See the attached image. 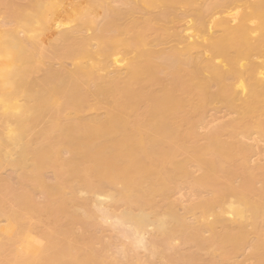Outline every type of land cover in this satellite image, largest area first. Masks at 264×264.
<instances>
[{
    "label": "bare ground",
    "instance_id": "bare-ground-1",
    "mask_svg": "<svg viewBox=\"0 0 264 264\" xmlns=\"http://www.w3.org/2000/svg\"><path fill=\"white\" fill-rule=\"evenodd\" d=\"M0 14V264H264V0Z\"/></svg>",
    "mask_w": 264,
    "mask_h": 264
},
{
    "label": "rangeland",
    "instance_id": "rangeland-1",
    "mask_svg": "<svg viewBox=\"0 0 264 264\" xmlns=\"http://www.w3.org/2000/svg\"><path fill=\"white\" fill-rule=\"evenodd\" d=\"M1 9L3 10V8H1ZM1 15H2V14H0V16H1ZM0 18H1V17H0ZM67 21H68V20H67ZM67 21L65 20L64 22H67ZM68 22H69V21H68ZM46 65H48V63H47ZM53 65H54V64H53ZM55 66H57V64H56ZM55 66H54V67H55ZM98 113H99L98 115H100V113H101L102 115H104V112H103V111H102V112L100 111V112H98ZM213 113H214V112H212V114H213ZM212 114H211V112H209V115H210L211 117H214V116H215V117H216V116L219 117V116H220V118H222L221 116L223 115V114H222V111H221V112H217V115H214V114H213L214 116H212ZM215 114H216V113H215ZM209 115H207V114L205 115V117L207 116V119L204 117L205 122H208V121H209V119H210ZM100 116H101V115H100ZM230 116H231V115H230ZM208 117H209V118H208ZM211 119H212V118H211ZM206 120H207V121H206ZM221 120H223V118H222ZM224 120H225V119H224ZM208 123H209V122H208ZM204 125H205V124H204ZM204 125H203V127H204ZM200 128H201V127H200ZM203 129H204V128H203ZM203 131H206V129H204ZM203 131H202V129L199 130V132H201V133H203ZM254 136H256V135H254ZM253 138H256L257 141L260 140V139L257 138V136H256V137H253ZM259 142H260V143H259L260 146L264 143V141H263V142H262V141H259ZM261 142H262V143H261ZM263 145H264V144H263ZM260 146H259V147H260ZM260 149H264V146H261ZM252 158H253V159H252ZM258 158H259V156H257V157H255V156H254V157L251 156V158H250L251 163H253V164H255V163H257V162H258V163H262V161H263L262 158H261V157H260L259 159H258ZM256 159H257V160H256ZM252 160H253L254 162H253ZM4 171H7V172H4ZM4 171H3L4 173H1L0 175H3V176H4V175H8V174H9L8 176H9V177L11 176L12 173H10V172H11L10 170H9L10 172H8V169H7V170H4ZM194 174L197 175V174H198V171H195ZM3 176H0V178L3 177ZM13 176H14V174H13ZM13 176H11V179H13ZM3 178H4V177H3ZM5 178H6V177H5ZM14 178H15V177H14ZM13 180H14V183H15V182H16V181H15L16 178L13 179ZM11 181H12V180H11ZM12 182H13V181H12ZM181 188H182V189H181ZM178 193H180V195H179ZM175 194H176V195H175ZM189 194H190V195H189ZM186 195H187L188 197H187ZM192 195H193V193H191L190 190H189L186 186H181V187L179 188V190L176 191V192L173 194L172 199H174V200H180V199H181V200H183L184 203L186 204V203L188 202L187 198H189V196L191 197ZM180 196L183 197V198H181ZM174 197H175V198H174ZM179 197H180V198H179ZM5 223H6V222H5L4 220H0V227H1V226H4L3 224H5ZM112 229H113V228H112ZM113 230H114V229H113ZM108 231H110V230H108ZM115 231H116V230H115ZM113 232H114V231H113ZM109 233H111V231H110ZM109 233L106 231V234H107V235H109ZM115 233H117V235L119 236L118 232H115ZM112 234H113V235L110 234L109 238H111V239L114 238L115 240H116V239L118 240L116 234H115V235H114V233H112ZM107 235H106V236L104 235V238H105V239L107 238ZM112 236H113V237H112ZM114 236H116V237H114ZM109 240H110V239H109ZM109 240L106 239V241H109ZM120 240H122V239H120ZM122 241L125 242L124 239H123ZM126 242H127V241H126ZM112 249H113V248H112ZM113 250L115 251V249H113ZM113 250H112V251H113ZM139 253H141V251H140ZM245 253L248 254V252H245ZM240 258H241V257H240ZM173 264H175V263H173Z\"/></svg>",
    "mask_w": 264,
    "mask_h": 264
}]
</instances>
